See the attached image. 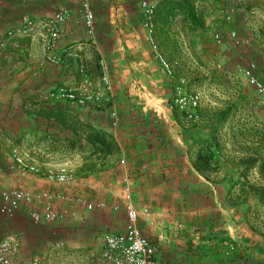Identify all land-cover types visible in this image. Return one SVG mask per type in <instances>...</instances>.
<instances>
[{"label":"crops","instance_id":"crops-1","mask_svg":"<svg viewBox=\"0 0 264 264\" xmlns=\"http://www.w3.org/2000/svg\"><path fill=\"white\" fill-rule=\"evenodd\" d=\"M138 1L0 0V34L24 18L39 27L0 51V186L63 191L108 205L91 212L73 206L63 221L37 226L24 212L11 218L0 212V241L10 234L20 241L12 264H97L90 251L102 235L121 232L127 223L125 186L138 212V230L158 248L155 264H264V197L249 190L264 185L258 162L241 176L247 161H264V103L246 98L222 107L218 112L229 114L218 122L201 104L197 120L169 111L173 82L141 26ZM262 1L193 0L203 21L196 30L181 15L161 20L155 14L153 42L176 77L214 72L245 81L242 70L254 65L252 73L264 85ZM85 2L94 14L91 32L81 21ZM59 8L71 15L58 41L63 63L53 65L45 61L41 24ZM230 31L242 46L234 48L226 39ZM214 32L225 39L221 47L213 45ZM212 45L217 50L210 53ZM79 66L93 82L110 87V104L43 101L58 86L77 87ZM91 130L114 149L92 143ZM199 153L211 159L203 164ZM16 157L42 172L68 165L75 180L58 185L22 173ZM112 205L121 209L113 212Z\"/></svg>","mask_w":264,"mask_h":264},{"label":"built area","instance_id":"built-area-1","mask_svg":"<svg viewBox=\"0 0 264 264\" xmlns=\"http://www.w3.org/2000/svg\"><path fill=\"white\" fill-rule=\"evenodd\" d=\"M138 7L141 13V26L152 47L155 58L159 62L161 71L173 82V93L167 103V109L183 113L188 119L197 120L203 92H189L187 90V80L174 75L170 64L162 57L153 42L152 34L157 1L139 0ZM262 7L264 9V0L262 1ZM80 13L83 25L91 32L94 14L87 2L82 3ZM70 15L69 9L59 8L41 24L44 30L41 42L47 63L53 65L63 63V57L57 51L58 41L62 34L63 25L70 19ZM224 19L229 21L230 16L226 14ZM38 29V24L35 21L24 18L16 29H10L0 34V51L6 48L7 41L16 37H31L37 33ZM226 39L234 47H239L243 44V41L238 38L235 31L228 32ZM212 40L215 45L222 46L225 39L219 32H214ZM253 69L254 65H250L248 69L242 70V77L248 85L253 87L260 102L264 103V85L252 73ZM78 72L81 75V81L77 87L58 86L46 93L43 96V101H64L79 107L111 103L110 87L108 85L93 82L83 66L78 67ZM14 160L20 172L44 177L58 185H71L75 180L74 171L68 165H62L55 171L42 172L34 165L25 163L20 157H16ZM61 203L66 206H60ZM77 205L87 212L93 211L96 207L100 209L108 207L104 202L95 204L63 191L5 190L0 186V212L9 218L24 212L29 221L35 226L63 221L73 212L72 207ZM109 207L113 212H118L121 209L119 205ZM123 209L127 220L124 230L118 233L102 235L101 239H99L98 248L91 250L89 256L97 264H155L154 258L158 248L150 238L144 236L138 230L136 226L138 212L131 203L130 190L127 186L124 187ZM19 247L20 241L16 235L10 234L4 237L0 241V264H12ZM29 264L38 263L37 261H32Z\"/></svg>","mask_w":264,"mask_h":264},{"label":"rangeland","instance_id":"rangeland-1","mask_svg":"<svg viewBox=\"0 0 264 264\" xmlns=\"http://www.w3.org/2000/svg\"><path fill=\"white\" fill-rule=\"evenodd\" d=\"M213 45L212 47H209L210 53L217 50V45H215L216 47ZM226 49L230 48L227 47ZM218 66L222 67L221 65ZM186 80L188 82L187 90L189 92H203L201 109H205L206 111L208 110L207 112L210 111L211 115L217 113L219 109H222V107H226V109H228V107H235L236 104L245 101L246 98V100L252 102L260 101L258 97L256 98L253 95V92L255 91H253V87L241 79H223L221 75L215 74L214 72L211 73V76L205 77L202 76V72H198L195 76L186 78ZM240 93H243V95ZM231 113L233 114L232 110ZM237 115L240 117L242 113L237 111ZM242 149L245 150L246 147H242ZM85 257L83 260L89 261V258L87 257L86 259Z\"/></svg>","mask_w":264,"mask_h":264},{"label":"trees","instance_id":"trees-1","mask_svg":"<svg viewBox=\"0 0 264 264\" xmlns=\"http://www.w3.org/2000/svg\"><path fill=\"white\" fill-rule=\"evenodd\" d=\"M155 14H160L159 19H164V17H170L173 15H181L183 16L184 21H188L191 25L192 30H196L198 27L203 26L202 17L199 13L196 12L195 7L193 5V0H165L163 4H158L155 10ZM228 111H222L217 112L212 115V118L218 122L219 120L225 119L228 116ZM55 119L61 118L60 116H55ZM93 131V130H91ZM94 133H90L89 140H91L92 143H98L102 145L103 148H107L106 150L109 152L110 150L114 149V145L110 143L108 140L106 142V139L101 136V134L93 131ZM199 161L203 164L207 163V160H210L211 158L203 153L198 154ZM258 162V168L259 173L262 176V179L264 180V161L259 162L258 159H251L250 161H247V168H245L244 173L241 174L243 178L246 177V172L249 167V165L253 166L255 163ZM249 190L252 193L258 194L260 198L264 197V185L263 186H249Z\"/></svg>","mask_w":264,"mask_h":264}]
</instances>
